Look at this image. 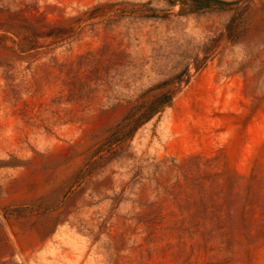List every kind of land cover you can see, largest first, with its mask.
Here are the masks:
<instances>
[{"label":"rangeland","instance_id":"374dc122","mask_svg":"<svg viewBox=\"0 0 264 264\" xmlns=\"http://www.w3.org/2000/svg\"><path fill=\"white\" fill-rule=\"evenodd\" d=\"M181 1L0 0V264H264V0Z\"/></svg>","mask_w":264,"mask_h":264},{"label":"trees","instance_id":"16d2710c","mask_svg":"<svg viewBox=\"0 0 264 264\" xmlns=\"http://www.w3.org/2000/svg\"><path fill=\"white\" fill-rule=\"evenodd\" d=\"M181 8L179 13L181 14H192L198 13L206 9H210L214 6L218 8H223L224 6H231L234 3H226L221 0H183L180 2ZM171 97L163 95L162 97L156 99L154 102L150 103L146 110L140 114L137 119L134 121L135 125L133 127V131H135L139 125L148 121L155 113L159 112L163 109L164 106L169 105L171 103ZM133 109H131L126 116V119L129 122L133 121Z\"/></svg>","mask_w":264,"mask_h":264}]
</instances>
